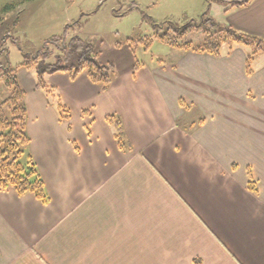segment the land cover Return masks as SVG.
<instances>
[{
    "label": "crops",
    "instance_id": "obj_1",
    "mask_svg": "<svg viewBox=\"0 0 264 264\" xmlns=\"http://www.w3.org/2000/svg\"><path fill=\"white\" fill-rule=\"evenodd\" d=\"M224 18L264 38V0ZM250 53L172 48L139 69L112 61L108 89L85 73L49 74L69 120L20 68L50 200L0 187V264H264V55L249 72Z\"/></svg>",
    "mask_w": 264,
    "mask_h": 264
},
{
    "label": "rangeland",
    "instance_id": "obj_2",
    "mask_svg": "<svg viewBox=\"0 0 264 264\" xmlns=\"http://www.w3.org/2000/svg\"><path fill=\"white\" fill-rule=\"evenodd\" d=\"M232 2L0 0V66L16 67L42 50L45 41L53 36L69 37L75 34L92 44L102 62L111 60L126 67L129 63H135L136 59L150 63L153 59L170 58L171 55L167 54L172 53V48L156 37L157 32H162L166 27H161V23L166 21L175 27L201 21V27L186 38L199 43L208 35V29L217 30L225 24V9ZM19 17L18 24L15 21ZM25 53L30 55L26 56ZM9 91L0 86V102L8 96Z\"/></svg>",
    "mask_w": 264,
    "mask_h": 264
},
{
    "label": "trees",
    "instance_id": "obj_3",
    "mask_svg": "<svg viewBox=\"0 0 264 264\" xmlns=\"http://www.w3.org/2000/svg\"><path fill=\"white\" fill-rule=\"evenodd\" d=\"M250 1L252 0H233L227 10L243 7ZM165 25L162 32H157L156 37L172 48L201 50L221 55L220 53L224 51L230 52L236 45L250 46L251 53L247 61L249 72L253 70L252 61L255 56L264 53L263 37L244 33L228 24H223L217 30L208 29L206 31L208 35L199 43L186 38L188 34L201 27V21L197 24L187 23L175 27H171L166 21L160 24L161 27ZM149 41L151 43L152 39ZM139 65L140 61L136 59L134 68L139 69ZM23 67L34 73L37 87L46 92L64 120L70 119L71 112L62 101L57 88L48 82L49 74L63 71L69 73L72 79H76L85 73L103 89H108L114 82L117 69L112 61L102 62L92 44L79 34L69 37L55 35L45 41L42 50L32 54L31 58L16 67L0 66V86L10 90L8 96L0 102V187L13 188L20 195L32 193L43 203H48L50 197L44 179L29 149L31 139L26 127V90L18 76L19 69ZM107 119L115 130L119 146L124 150L130 149V140L121 117L110 115Z\"/></svg>",
    "mask_w": 264,
    "mask_h": 264
}]
</instances>
